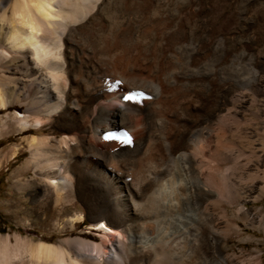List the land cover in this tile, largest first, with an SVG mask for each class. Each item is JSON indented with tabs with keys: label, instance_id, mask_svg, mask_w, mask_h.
Returning <instances> with one entry per match:
<instances>
[{
	"label": "bare ground",
	"instance_id": "bare-ground-1",
	"mask_svg": "<svg viewBox=\"0 0 264 264\" xmlns=\"http://www.w3.org/2000/svg\"><path fill=\"white\" fill-rule=\"evenodd\" d=\"M109 2L0 0V113L15 106L24 107L23 114H6L8 120H0V130L11 125L16 131L32 130L36 134L54 117L73 121L69 114L75 110L86 120L87 128L83 133H89L95 141L85 142L64 125L57 139L49 135H30L26 144L28 156L20 169L27 168L34 173L49 188L54 203L70 198L74 190L72 173L77 171L87 182L83 183L80 195H86L89 200L97 197L102 204L100 208L112 206L115 216L109 218L107 224L100 218L91 219L93 226L102 230L99 243L84 237L47 243L13 235L11 244L8 234L0 235V264H229L220 254V242L224 240L220 223L197 217L207 190L198 180V170L187 150L205 140L209 132L206 119L190 131L185 130L186 135V132L178 134L173 142L169 139V145L174 146L169 147L172 150L166 144L170 135L166 116L175 115L174 99L182 98L185 92L188 94L191 85L182 79L177 88H171L173 75L169 71L163 75L162 85L130 77L126 79V87L139 93L134 95L136 99L133 97L130 101L121 96L120 100V95H111L98 101L105 90L102 81L109 68L101 47L87 39L83 29L92 20L101 18ZM191 40L165 42L163 49L177 69L176 76L203 75V69L208 67L206 61L199 59V67L189 64L191 54L196 52ZM222 50L219 41H214L209 50V67L219 80ZM73 85H80L83 104L73 99ZM161 88L160 99L164 97L165 101L157 104ZM135 119L138 127L131 132L133 139L131 144L128 142L131 146L126 144L116 151H107L96 145L101 143V132L114 129L112 127L132 129ZM2 134L0 131V137ZM148 142L158 144L166 152L168 161L180 164L174 174L182 177L184 184L176 207L165 204L162 199L165 179L171 173L166 165L153 167L149 163L141 165L140 171L136 170L137 161L145 151L144 143ZM11 152L12 158L15 150ZM77 159L82 162L78 163ZM191 179L196 189L188 195ZM114 185L119 189L115 192L117 197H113L116 201H110L105 197V190L112 193L108 186ZM122 200L130 205L128 216L120 207ZM180 212L194 214L186 218Z\"/></svg>",
	"mask_w": 264,
	"mask_h": 264
},
{
	"label": "rangeland",
	"instance_id": "rangeland-1",
	"mask_svg": "<svg viewBox=\"0 0 264 264\" xmlns=\"http://www.w3.org/2000/svg\"><path fill=\"white\" fill-rule=\"evenodd\" d=\"M109 3L110 9L83 29L84 36L101 47L108 62V74L102 81L105 90L98 101L111 95H120L121 100L125 94L136 99L134 92L126 87V79L130 77L162 85L163 75L170 72L173 75L171 88H177L182 79L190 84L188 94L185 92L182 98L174 99L177 114L166 116L169 119L166 129L170 132L167 148H174L169 145V139L173 142L178 134L186 132V135L194 125L206 119L209 132L205 140L187 150L198 170V180L207 190L198 211L201 213L196 216L220 223L224 236L220 254L229 264H264V0H110ZM188 38L196 48L189 64L199 67L198 59L208 63L203 75L176 76L177 69L163 49L168 40ZM214 41H219L223 49L219 58L223 77L220 80L209 67V50ZM78 87L80 85H73L72 97L83 104ZM161 89L157 104L165 101L164 97L160 99ZM14 112L23 114L24 107L15 106L6 113L1 112L0 120L7 121L6 114ZM69 117L73 121L52 118V122L36 134L57 139L64 125L85 142H95L93 136L83 133L87 128L85 118L75 110ZM135 121L132 129L112 127L114 129L107 130L104 137L101 132L100 142L109 145L105 147L99 142L96 145L107 151L131 146V132L138 127V120ZM5 129L0 130L4 133L0 137V235L8 234L11 244L13 235L47 243L79 237L99 243L102 230L93 226L91 219L100 218L107 224L109 218H115L112 206L102 209L96 196L97 199L89 200L86 195H80L81 187L87 182L77 171L72 173L74 190L70 198L54 203L49 188L29 169H20L28 156L27 139L37 135L32 130L16 131L11 125ZM122 134L129 136L130 144L124 142ZM144 145L145 151L137 161L136 170L140 171L143 164L166 165L171 173L165 179L162 199L167 205L178 206L184 180L174 171L180 164L168 161L166 152L158 144ZM76 161L82 162L81 159ZM191 180L188 195L196 189ZM108 187L112 193L105 190L107 195L104 196L111 201L117 197L115 192L119 186ZM120 203L124 214L130 215L129 203L126 200ZM180 214L190 218L194 212ZM213 244L215 247V242Z\"/></svg>",
	"mask_w": 264,
	"mask_h": 264
},
{
	"label": "snow or ice",
	"instance_id": "snow-or-ice-1",
	"mask_svg": "<svg viewBox=\"0 0 264 264\" xmlns=\"http://www.w3.org/2000/svg\"><path fill=\"white\" fill-rule=\"evenodd\" d=\"M133 95H139V93H134ZM131 98H132L131 96L125 97V99H131ZM122 135H124L125 142H128L127 134H122Z\"/></svg>",
	"mask_w": 264,
	"mask_h": 264
}]
</instances>
